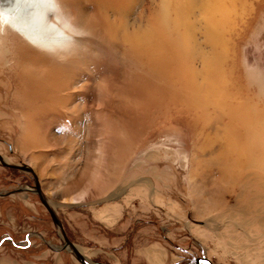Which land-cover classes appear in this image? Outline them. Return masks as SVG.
Segmentation results:
<instances>
[{
	"label": "rangeland",
	"instance_id": "1",
	"mask_svg": "<svg viewBox=\"0 0 264 264\" xmlns=\"http://www.w3.org/2000/svg\"><path fill=\"white\" fill-rule=\"evenodd\" d=\"M185 2L0 9V155L37 177L0 161V264H80L36 180L94 264H264V0L217 35Z\"/></svg>",
	"mask_w": 264,
	"mask_h": 264
},
{
	"label": "bare ground",
	"instance_id": "2",
	"mask_svg": "<svg viewBox=\"0 0 264 264\" xmlns=\"http://www.w3.org/2000/svg\"><path fill=\"white\" fill-rule=\"evenodd\" d=\"M244 1H242V4H238L236 0H186L182 6L183 8L180 6L177 13L187 21L191 20V18L196 19L195 15H203L204 20L208 23L206 24L208 28L206 27L205 31L210 30L214 35H217V33L221 34V32L227 30L232 31L233 23L237 20L239 22L244 20L250 14V10H246L247 1L249 0ZM30 6L31 0H0L1 10L18 11L13 16L9 13V19L11 17L14 20L19 19L21 21L22 19L23 21Z\"/></svg>",
	"mask_w": 264,
	"mask_h": 264
},
{
	"label": "water",
	"instance_id": "3",
	"mask_svg": "<svg viewBox=\"0 0 264 264\" xmlns=\"http://www.w3.org/2000/svg\"><path fill=\"white\" fill-rule=\"evenodd\" d=\"M0 161H2L3 165L6 166V167L18 168V169H20L22 171H25L27 173H31L32 175H34V177H36V175L34 174L32 169H30V167H28V166H21V167L10 166V165H8V163L5 162L4 158L1 155H0ZM35 179H37V177ZM37 181L38 180L35 181L37 183V185H36V193L37 194L36 195L39 196V198L41 200V203L43 204V207H45V209L49 212V214L51 216V219H52L57 231L59 232V235H60L61 239L64 241V244H62V246L60 248H53L51 246V244L42 235H40L41 240H43L47 244V246H49L50 248L55 249L56 252H59V253L69 252L70 254H72L74 256V258H76V260L80 264H94L67 237L61 219L59 218V216L56 213V211L53 209V207H52L51 203L49 202V200L46 198V196L42 192V189L40 188V185H39V183ZM29 238H30V236H28L26 238V241ZM26 241L20 243L15 238H13L12 236H6L3 239H0V247L2 245H4V244H11V245H14V246H16L18 248L19 247L20 248H27L28 246H30V244L25 245ZM175 264H213V262L210 259L206 258V257H202V258H192V259H188V260L187 259H182V260L176 262Z\"/></svg>",
	"mask_w": 264,
	"mask_h": 264
}]
</instances>
